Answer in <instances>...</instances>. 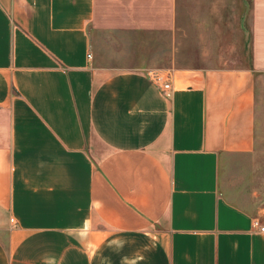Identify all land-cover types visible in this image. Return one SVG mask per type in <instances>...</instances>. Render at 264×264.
Returning <instances> with one entry per match:
<instances>
[{
    "label": "crops",
    "instance_id": "obj_1",
    "mask_svg": "<svg viewBox=\"0 0 264 264\" xmlns=\"http://www.w3.org/2000/svg\"><path fill=\"white\" fill-rule=\"evenodd\" d=\"M216 1L210 23L183 0H0V264H264L223 176L255 148L264 0ZM109 32V60L133 33L169 41L120 67Z\"/></svg>",
    "mask_w": 264,
    "mask_h": 264
},
{
    "label": "rangeland",
    "instance_id": "obj_2",
    "mask_svg": "<svg viewBox=\"0 0 264 264\" xmlns=\"http://www.w3.org/2000/svg\"><path fill=\"white\" fill-rule=\"evenodd\" d=\"M181 4L182 9L185 11L186 20H193L195 17H203L208 22L212 23V3L216 0H183ZM216 12L221 11L218 8H214ZM237 21L235 15L233 17V26L231 27L232 37H219L217 38V44L222 43L223 46L219 50L225 55L230 54L229 62L239 61L241 38L240 31L237 28ZM236 28V30H235ZM208 32L209 30H204ZM193 30L186 29V33H190L189 37H192ZM212 32V29L211 31ZM209 33V32H208ZM209 35V34H208ZM206 36V40H209V36ZM112 33L102 36L98 42V53L104 59V63L119 65L120 67H127L135 65L139 61V57L143 56L145 52V45L149 46L153 43L160 49L161 45H164L169 39H162L159 34L141 33L124 36L121 39L122 54L126 56L122 59H108V53H110V47H112ZM212 37V36H211ZM230 38V39H229ZM212 39V38H211ZM246 41L245 37L243 38ZM185 41L183 49L185 52L190 53L191 47ZM209 41H207L208 43ZM232 43L233 47H228L226 44ZM167 44V43H166ZM120 46V47H121ZM113 47L118 49L117 45ZM121 49V48H120ZM222 49V50H221ZM207 51V50H206ZM121 52V51H120ZM103 60V59H102ZM256 92H255V148L253 153L248 159V168H227L223 171V176L228 189L244 204L248 209L254 211L256 215L260 217L264 223V76L259 77L256 80ZM261 222V221H260ZM261 222V223H262ZM262 223V224H263Z\"/></svg>",
    "mask_w": 264,
    "mask_h": 264
},
{
    "label": "built area",
    "instance_id": "obj_3",
    "mask_svg": "<svg viewBox=\"0 0 264 264\" xmlns=\"http://www.w3.org/2000/svg\"><path fill=\"white\" fill-rule=\"evenodd\" d=\"M91 58V55H88ZM147 76L157 85H159L162 94L166 98H170L173 93L172 80L173 73L171 70H149ZM13 222V220H11ZM253 227L261 232H264V226H262L258 220H255Z\"/></svg>",
    "mask_w": 264,
    "mask_h": 264
}]
</instances>
